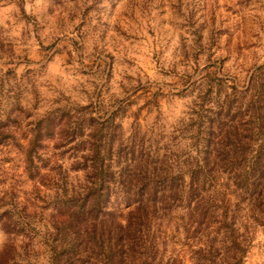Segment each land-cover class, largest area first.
I'll return each mask as SVG.
<instances>
[{"label": "rangeland", "instance_id": "1", "mask_svg": "<svg viewBox=\"0 0 264 264\" xmlns=\"http://www.w3.org/2000/svg\"><path fill=\"white\" fill-rule=\"evenodd\" d=\"M0 264H264V0H0Z\"/></svg>", "mask_w": 264, "mask_h": 264}, {"label": "clouds", "instance_id": "2", "mask_svg": "<svg viewBox=\"0 0 264 264\" xmlns=\"http://www.w3.org/2000/svg\"><path fill=\"white\" fill-rule=\"evenodd\" d=\"M50 67H51V69L54 70V71L57 70V66H56L55 63L51 64Z\"/></svg>", "mask_w": 264, "mask_h": 264}]
</instances>
